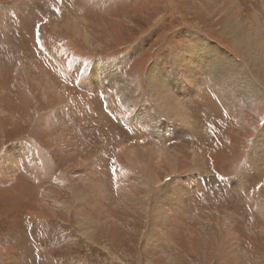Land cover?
<instances>
[{"label": "rangeland", "instance_id": "374dc122", "mask_svg": "<svg viewBox=\"0 0 264 264\" xmlns=\"http://www.w3.org/2000/svg\"><path fill=\"white\" fill-rule=\"evenodd\" d=\"M231 17L264 38V0H0V264H264V143L252 150L264 138V82L238 37L235 49ZM73 18L86 42L65 30ZM196 34L228 57L223 68L205 74L182 53ZM94 62L109 82L96 79ZM153 62L181 112L172 118L149 93ZM185 64L198 71L193 83ZM240 74L251 99L221 98L222 107L206 85L218 109L190 99L201 79ZM100 91L123 121L104 110ZM139 144L175 155L170 175L162 155L160 184L146 192L149 210L171 216L150 229L164 232L154 241L150 213L129 195L145 176L120 153ZM171 179L182 183L179 197L159 187Z\"/></svg>", "mask_w": 264, "mask_h": 264}, {"label": "bare ground", "instance_id": "6f19581e", "mask_svg": "<svg viewBox=\"0 0 264 264\" xmlns=\"http://www.w3.org/2000/svg\"><path fill=\"white\" fill-rule=\"evenodd\" d=\"M5 13V12H4ZM71 20H68V23H70ZM78 22H80L78 19L76 20L75 18L72 19V23L68 24L66 23L65 26V30L68 32H71L73 34V36H77L79 38H82V40H84V42H86L87 38H88V34L86 33V31L84 30V28L78 24ZM227 28H231V30L235 33V49L239 50L237 48V44H236V38L238 37V40L240 41L239 44L241 46H247L248 47V52H244V51H240V53H242V55L246 58V60L248 61V63L251 64V66L253 67V69L255 70L256 74L258 75V77L264 82V38H256L255 34L259 33V29L262 30L261 27H253L254 32L251 29H248L249 25H244V21L242 19V17L238 18V17H234V19L231 17L230 19L227 20L226 22V26ZM57 28V27H56ZM242 33V34H241ZM242 35H243V39H242ZM246 38V39H245ZM190 45L187 47H183V52L189 55L188 60H195L196 65L198 66L199 63V67L204 71L205 74H207V71L209 72V69L212 67H216V68H223V65L226 64L225 61L228 59V57L224 56L223 53L220 50H217L213 44L209 43L206 41V39H204L202 36L199 35H192L191 36V41H190ZM233 47V46H232ZM182 48V47H181ZM234 48V47H233ZM258 52H263V53H258ZM191 54V55H190ZM185 57V56H184ZM186 59V57H185ZM184 59V60H185ZM183 58L180 60V58L178 57L176 59V63L181 64L183 61ZM187 60V59H186ZM192 63V62H191ZM204 63V65L202 64ZM93 67L91 69L92 72H95L94 76L96 77V79H100V81H104L109 79V73L107 71V68H102L100 69V65L97 62L93 63ZM195 65V64H194ZM195 66V67H197ZM79 67V66H78ZM182 68V67H181ZM198 68V67H197ZM103 73L104 76L101 75L100 73ZM175 71V70H174ZM200 71V70H199ZM87 74L89 73V70L86 69ZM184 72L185 74H183L186 79V77L192 80H194V74L198 73L197 70L192 69V67H190L189 65L184 67ZM116 73V72H115ZM173 73V72H172ZM202 73V72H201ZM218 73V72H217ZM84 74V73H83ZM160 70L158 68V64H155L153 62V64L150 65V68H148L147 71V80H148V84H149V93H154V94H158L157 97L159 99L158 104L160 106H162L164 108V110L170 115V117L172 118L171 115H177V114H181L180 111H177V105L174 97L171 95L170 90H166L164 85L166 82H164V79L160 76ZM174 74V73H173ZM219 74V73H218ZM118 75V74H117ZM166 75V74H165ZM203 75V74H201ZM111 76V75H110ZM198 76V75H197ZM206 76V75H205ZM116 77V76H115ZM115 77L112 78L114 79ZM216 77V76H215ZM93 78V77H92ZM168 78V77H167ZM182 78V79H184ZM240 80L239 82H235L230 80L229 82H218L215 78L213 81H211L212 78H203L201 80H203L200 84L201 86L196 87V92L197 93H192L194 94L193 96L190 95V99L194 98L195 100L200 99L203 103L206 102L208 105H210V107L212 109H218L219 104L216 105V103L214 101H217L220 98H226L228 103L227 104H233L234 101V97L239 94L242 97V100H249L252 97L251 94V88H252V84L248 81V79L240 74L239 76ZM46 84L47 86H50L48 81L49 78L48 76L46 77ZM113 79L111 81H113ZM224 79V78H223ZM178 80V79H177ZM121 81V80H120ZM195 81V80H194ZM197 81V80H196ZM205 81V82H204ZM109 82V81H108ZM123 82V81H122ZM200 82V81H199ZM116 83V82H115ZM169 83V82H168ZM188 83V82H187ZM190 84V83H189ZM121 85V84H120ZM171 85V84H170ZM191 85V84H190ZM204 85H206V89L215 97L216 99H212L211 97H209V94L206 93L207 91H205L204 89ZM172 86V85H171ZM90 89V88H89ZM94 89V88H93ZM169 89V88H168ZM89 91V90H88ZM120 91V90H117ZM192 92V91H191ZM116 94V91H115ZM119 94V93H117ZM61 96V95H60ZM88 96H93V95H87ZM73 97V95H72ZM118 97V96H117ZM75 99H81L78 96L74 97ZM186 98V97H185ZM153 99V98H152ZM118 100V98H117ZM116 100V101H117ZM82 101V100H81ZM127 103L128 101L125 100ZM177 101V100H176ZM221 101V99H220ZM121 102V101H120ZM119 100L116 102L117 105L119 107L123 106L122 102L120 103ZM187 102L189 103V101L187 100ZM80 103L79 100H75L72 102V105L74 106H78ZM155 103V102H154ZM202 103V105H203ZM81 104V103H80ZM84 104V103H83ZM132 106L136 105V103H131ZM156 104V103H155ZM250 104V102H249ZM126 107L124 108L125 110H127L128 112H131L133 110V107H129V104H126ZM167 106V108L165 107ZM252 106V105H251ZM157 107V106H156ZM180 107V106H179ZM216 107V108H215ZM224 107V103L223 106ZM71 108V107H70ZM158 108V107H157ZM156 108V109H157ZM181 108V107H180ZM73 109V108H72ZM92 112L94 110L93 105L91 106ZM158 110V109H157ZM182 110V109H181ZM142 112V111H141ZM145 115V114H144ZM131 116V115H130ZM147 117V116H146ZM148 119H151L150 117H148ZM154 120V119H153ZM140 122V121H139ZM153 122V121H152ZM151 122V124H152ZM150 124V126H152ZM193 124V123H192ZM190 127V126H189ZM264 128V127H263ZM264 143V138L263 136H261L258 140L255 141L254 146L252 148L253 153L259 152V147L260 145H262ZM126 145V144H125ZM140 145V144H139ZM136 145V146H132L130 148H126L124 150H121L120 153L121 155L127 160V162L129 163L128 165L130 167H132V169H136L137 171L141 172L142 175L145 176V183H141L138 185H133L134 188L131 189V200L132 203L135 205H138L141 209V211L146 212L148 211L150 213L149 216V228L146 232V235L148 236L149 241H154L155 238L156 240L162 235L164 234V232H157V233H152L150 231V229L155 226V227H163L162 225L165 223H168V219L171 216H166L165 213L157 210L154 211V208H152L151 210H149V201H148V197H147V193L146 192H150L152 191V187L153 185H157V183L159 182V177H158V171L161 170L159 164L161 162L160 159L163 156H165V160L169 163L168 165V170H167V174L169 173V175L173 172V168L172 165L170 163H173L172 161L173 158L175 157L174 154L172 153H165L162 152V149L156 148L155 146H150V147H145L142 145ZM124 146V145H123ZM120 147V146H119ZM122 148V147H121ZM118 151V150H117ZM160 151L161 154L158 152ZM165 151V150H164ZM8 153L6 154V158H10L12 159L14 156V148H9ZM176 159V158H175ZM162 160V159H161ZM165 161V162H166ZM166 162V163H167ZM9 167V166H8ZM176 169V168H174ZM89 171V170H88ZM129 175V174H128ZM134 178V177H133ZM72 180V179H71ZM80 180V179H79ZM172 180V179H171ZM73 181V180H72ZM139 181V180H138ZM173 181V180H172ZM172 181H168L162 185H160L159 187H164L163 189L165 190V188L169 189L172 194L176 197H179L180 194L184 191L183 188L181 187H177L179 186L178 184H182L179 181H173L174 183H172ZM87 182V181H86ZM161 182V181H160ZM160 184V183H159ZM158 184V185H159ZM184 184V183H183ZM157 185V186H158ZM78 186V185H77ZM86 188V186H84ZM143 189L144 192L141 194V192L136 191V189ZM181 188V189H180ZM243 188V187H242ZM135 189V190H134ZM154 189V188H153ZM162 189V188H161ZM74 190V189H73ZM87 190V189H86ZM99 190V189H98ZM186 190V189H185ZM89 191V190H88ZM166 191V190H165ZM139 192V193H138ZM86 193V192H85ZM187 193V192H186ZM185 193V194H186ZM79 194V193H78ZM102 194V193H101ZM165 194V193H164ZM92 195V194H91ZM187 195V194H186ZM73 198H75L76 200H78L79 198L77 197L78 195H74L72 194ZM88 196V195H87ZM149 196V195H148ZM186 197V196H185ZM183 198V197H182ZM81 199V198H80ZM83 199V198H82ZM105 199V198H104ZM175 199V198H174ZM88 200V199H87ZM135 200V203H134ZM166 200V198H165ZM90 201V200H89ZM92 201V200H91ZM94 203L99 202V199L97 200V198H93ZM160 202V201H159ZM180 202V201H179ZM161 203V202H160ZM98 206V205H97ZM100 206V205H99ZM50 208V207H49ZM146 210V211H145ZM163 214V215H158V214ZM54 213L52 212L51 215H53ZM102 214H106L107 216H109V214H107V211L103 209ZM146 214V213H145ZM178 214V213H177ZM181 214V213H180ZM156 216L160 218L161 220V224L160 222L156 219ZM90 221V220H89ZM88 220H86L85 218H78L77 217V222H79L80 227H83L82 224L86 223H90ZM78 224V223H77ZM153 230V229H152ZM167 230V229H166ZM165 230V231H166ZM163 231V228H162ZM156 232V231H155ZM88 234V233H87ZM163 236V235H162ZM165 236V235H164ZM226 236V235H225ZM167 237V236H165Z\"/></svg>", "mask_w": 264, "mask_h": 264}, {"label": "crops", "instance_id": "0c3cea01", "mask_svg": "<svg viewBox=\"0 0 264 264\" xmlns=\"http://www.w3.org/2000/svg\"><path fill=\"white\" fill-rule=\"evenodd\" d=\"M154 95V93H151V95ZM221 99V98H220ZM220 99H219V102H221V103H223L222 102V99L224 100V101H227V99L226 98H222L221 99V101H220ZM235 99H236V101L237 100H241V101H245V100H242V97L239 95V94H237L235 97H234V101H235ZM229 101V100H228ZM156 103V104H155ZM154 103V106H157L156 108L158 109H156L157 111H160V112H162V113H164V114H167L169 117H170V115L164 110V108L162 107V106H160L159 104H158V102L156 101ZM228 106V105H227ZM229 107V106H228ZM230 110V109H229ZM139 173V175L141 176L142 174L140 173V172H138ZM115 181H117L116 179H115ZM198 191V190H197Z\"/></svg>", "mask_w": 264, "mask_h": 264}, {"label": "snow or ice", "instance_id": "6c2138e0", "mask_svg": "<svg viewBox=\"0 0 264 264\" xmlns=\"http://www.w3.org/2000/svg\"><path fill=\"white\" fill-rule=\"evenodd\" d=\"M37 31L39 30V25L36 26ZM37 43H39V39H37Z\"/></svg>", "mask_w": 264, "mask_h": 264}]
</instances>
